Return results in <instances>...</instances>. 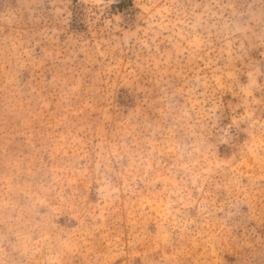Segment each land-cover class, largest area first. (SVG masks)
I'll list each match as a JSON object with an SVG mask.
<instances>
[{
  "label": "rangeland",
  "instance_id": "rangeland-1",
  "mask_svg": "<svg viewBox=\"0 0 264 264\" xmlns=\"http://www.w3.org/2000/svg\"><path fill=\"white\" fill-rule=\"evenodd\" d=\"M0 264H264V0H0Z\"/></svg>",
  "mask_w": 264,
  "mask_h": 264
}]
</instances>
